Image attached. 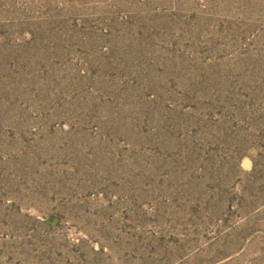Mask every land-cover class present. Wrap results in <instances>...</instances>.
Returning <instances> with one entry per match:
<instances>
[{
    "label": "rangeland",
    "instance_id": "374dc122",
    "mask_svg": "<svg viewBox=\"0 0 264 264\" xmlns=\"http://www.w3.org/2000/svg\"><path fill=\"white\" fill-rule=\"evenodd\" d=\"M0 264H264V0H0Z\"/></svg>",
    "mask_w": 264,
    "mask_h": 264
}]
</instances>
